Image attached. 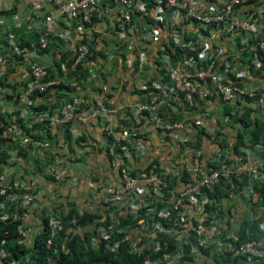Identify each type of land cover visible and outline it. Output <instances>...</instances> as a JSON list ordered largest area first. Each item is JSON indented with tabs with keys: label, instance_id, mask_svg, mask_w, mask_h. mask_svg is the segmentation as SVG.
<instances>
[{
	"label": "built area",
	"instance_id": "built-area-1",
	"mask_svg": "<svg viewBox=\"0 0 264 264\" xmlns=\"http://www.w3.org/2000/svg\"><path fill=\"white\" fill-rule=\"evenodd\" d=\"M21 1L38 17L44 14L45 4L51 5L59 18L77 26L80 40L68 61L56 52L57 64L51 68L44 51L50 44L54 17L43 16L35 44L12 30L0 33L4 40L0 48V142L9 146L5 149L0 143V220L17 223L19 234L1 242L0 264H18L6 245H24L23 239L32 231L29 211L40 195L32 179L29 183L13 180L15 174H23L19 165L25 163L41 173L52 191L65 178L66 166L53 146L51 130L65 132L74 121L89 120L103 123L104 150L115 167L117 182L97 187L84 212L75 209L80 216L96 218L80 225L74 216L68 221L66 236L73 233L83 239L88 234L90 246L103 241L111 252L128 244L130 254H146L144 264H195L205 251L244 264L264 263V235L240 242L239 229L223 230V217L229 224L235 222L234 204L228 205L225 216H220L222 202L215 210L206 209L212 204L206 191L223 185L228 187L223 200L238 197L254 207L252 220L264 219V204L255 190L264 181V145L245 142L235 152L214 136L219 149L210 161L204 160L200 146L201 140L210 138L206 122L212 115L204 108L207 102L217 98L223 107L248 101L264 107V90L239 82L252 73L264 74L263 9L250 0ZM101 25L117 41L113 50L99 46L105 39ZM100 52L108 61L119 62L124 72L102 69L94 83L97 95L89 96L83 92L85 64ZM244 54L251 55V63L239 73L233 61ZM20 67L27 68L25 76ZM128 79H133L139 101L119 116L112 100ZM70 91L76 96L68 100ZM243 115L231 111L228 117L242 125ZM112 116L120 118L108 120ZM187 128L193 143L176 138L180 150L168 156L167 164L154 160L141 169L131 168V160L146 151L145 139L152 131L171 136L186 134ZM37 135L42 138H32ZM88 177L98 179L92 172ZM68 211L57 207L45 218L46 247L54 254L67 252V237L59 247L54 240L64 229ZM42 230L43 222L36 236ZM165 236L173 239L175 248L151 260V254L168 249Z\"/></svg>",
	"mask_w": 264,
	"mask_h": 264
},
{
	"label": "crops",
	"instance_id": "crops-1",
	"mask_svg": "<svg viewBox=\"0 0 264 264\" xmlns=\"http://www.w3.org/2000/svg\"><path fill=\"white\" fill-rule=\"evenodd\" d=\"M256 6L261 7L264 11V0H257ZM0 12L8 14L0 15V33L3 34L6 29L22 40L29 43H37L39 32L43 26V16L54 17L55 23L50 26L51 36L50 44L44 51V58L51 68L56 67L57 60L54 56L56 52L62 55L63 61H68L72 55V48L80 40V36L76 33L77 26L73 22L61 19L57 16L55 8L49 4L44 6V14L40 17L35 16L30 7L25 5L21 0H0ZM264 16V15H263ZM18 25V28L14 26ZM104 31L105 39L100 43V48L114 49L117 41L111 36V31L106 29L105 25L100 27ZM264 33V19L261 27ZM218 42L228 46V42L222 39ZM4 45V40H0V48ZM95 60L85 64V81L83 82V92L89 96H95L96 86L95 81L99 80L102 69L106 68L108 72H124L121 69V64L116 61H108L101 52L98 53ZM247 55V54H246ZM248 57L237 56L233 61L238 68V72H242L249 66ZM20 72L25 76L27 74L26 67H20ZM125 73H122V79L125 78ZM240 84L247 88L264 90V74L252 73L250 76L241 79ZM72 90V89H70ZM76 96L74 91L66 96L70 100ZM139 100L136 97V87L133 79H128L127 83L119 87L115 91L112 102L119 109L118 115L121 116L126 111V107L133 105ZM230 112L242 111L245 115L246 110H250L253 117H257L264 123V107L255 106L252 102L226 106ZM204 108L209 110L212 118L207 121L208 140H201L200 146L205 152L206 161H210L216 156L219 147L214 141V136H220L223 145L231 148L234 143V138L241 125L233 119H229V115L224 113V108L219 99L214 98L207 102ZM229 112V114H230ZM117 115V116H118ZM117 116L109 117L108 120L117 121ZM103 123L101 121L89 120L85 123L74 121L69 125L65 132L62 129H52L50 134L53 137V146L56 147L58 155L65 161V178L60 179L53 185L52 191L49 190L50 182H48L41 173H36V170H31L25 163L19 166L23 174H15L13 180L19 182H30L32 179L35 186L40 190V195L35 197V206L30 208V220L32 223V231L23 239L24 245L30 247L33 244L36 234L42 228V222L45 218L51 216L57 207H63L64 210L76 209L79 213L84 212L90 204V197L94 190L103 184L116 183L115 167L111 160L107 158L104 150L105 140L102 133ZM69 132L70 138L66 139V132ZM184 132H177L171 136H165L159 131H152L145 139L146 151L139 156L134 157L130 166L132 169L138 170L147 166L151 161L157 160L163 164H167L168 156L180 150L178 146V137L184 138L190 144L193 143L191 130L187 128ZM62 145V146H61ZM95 173L97 181H92L88 175ZM29 178V179H28ZM263 183V182H262ZM234 204L236 218L234 224H229L226 217L221 219L223 230L226 232L237 231L240 229L243 222L252 220V207L244 203V200L236 198L234 201L222 200V209L226 213L228 205ZM95 208L97 202L92 204ZM250 206V207H249ZM102 211V210H97ZM225 216V215H224ZM195 264H244L238 260H226L214 252L206 251L199 255Z\"/></svg>",
	"mask_w": 264,
	"mask_h": 264
},
{
	"label": "trees",
	"instance_id": "trees-1",
	"mask_svg": "<svg viewBox=\"0 0 264 264\" xmlns=\"http://www.w3.org/2000/svg\"><path fill=\"white\" fill-rule=\"evenodd\" d=\"M257 0H250V4H255ZM8 14L6 12H0V15ZM248 57V64L251 63V55L244 54L242 58ZM250 102V101H248ZM230 109L225 107L224 113L229 115ZM245 119V120H244ZM239 122H242L240 130L237 131L234 143L231 149L235 152L242 146L245 142L250 143L251 145L263 144L264 145V123L257 117H253L250 110H246L243 119H240ZM1 125V123H0ZM0 126V131H1ZM66 139L70 138V134L66 132ZM46 136L51 139L49 134ZM207 136V135H206ZM208 137V136H207ZM34 139H41V135L32 136ZM0 143L5 146V149H8V145ZM224 146V145H223ZM5 156V152L3 153ZM21 155H24V151H20ZM217 167V165H214ZM264 173V168L262 169ZM228 187L219 185L214 189V191H206L208 197L212 200V204L206 207L207 210H215L217 204L220 205L225 196L228 195ZM255 190L260 193L262 198L261 203L264 204V181L259 185H255ZM254 211V207L252 209ZM224 212H220V216H224ZM1 216V212H0ZM74 216L77 217V220L80 225L91 224L96 218L95 215H79L76 213V210L73 208L67 212L64 217V229L58 234L55 238L54 243L59 247L61 241L64 237L68 238L66 242L67 252L59 251L57 254H54L52 249L46 247V242L49 237V230L47 227V220H43V230L38 234L33 241V244L30 247H26L23 244H17L15 242L9 243L6 245L7 251L11 252L15 258L18 259V264H144L146 254L143 255H133L128 252V244H122L120 249L117 252H111L105 246L103 241L97 242L95 247L89 245V235L86 234L83 239L78 235L73 233L66 236L65 231L68 229V221H70ZM124 223L128 222V219L123 220ZM240 242H247L251 240L258 239L264 235V219L263 220H250L243 222L241 228L239 229ZM19 238L17 231V223L7 224L0 220V246L1 242L6 239ZM167 241L168 249H162L158 254H151V260H155L164 254L167 250H173L175 244L172 238L167 236L163 237ZM206 252V251H205ZM203 252V253H205ZM226 260H230L228 257ZM237 259H234V262ZM7 264H10L8 262ZM264 264V263H262Z\"/></svg>",
	"mask_w": 264,
	"mask_h": 264
}]
</instances>
